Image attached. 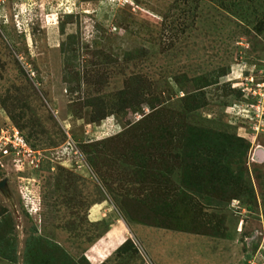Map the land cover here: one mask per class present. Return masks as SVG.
Wrapping results in <instances>:
<instances>
[{
	"label": "rangeland",
	"instance_id": "374dc122",
	"mask_svg": "<svg viewBox=\"0 0 264 264\" xmlns=\"http://www.w3.org/2000/svg\"><path fill=\"white\" fill-rule=\"evenodd\" d=\"M13 129L0 264H264V0H0Z\"/></svg>",
	"mask_w": 264,
	"mask_h": 264
},
{
	"label": "built area",
	"instance_id": "2783aa9c",
	"mask_svg": "<svg viewBox=\"0 0 264 264\" xmlns=\"http://www.w3.org/2000/svg\"><path fill=\"white\" fill-rule=\"evenodd\" d=\"M0 135L3 139V141H0L1 155H11L13 156L11 157L12 159L17 158V161L21 162V166L27 165L28 163L34 164L39 160V157L33 153L32 147L18 130L13 129L10 133L2 132Z\"/></svg>",
	"mask_w": 264,
	"mask_h": 264
},
{
	"label": "water",
	"instance_id": "95a60500",
	"mask_svg": "<svg viewBox=\"0 0 264 264\" xmlns=\"http://www.w3.org/2000/svg\"><path fill=\"white\" fill-rule=\"evenodd\" d=\"M4 183H5V181H2V182L0 183V186L2 187Z\"/></svg>",
	"mask_w": 264,
	"mask_h": 264
},
{
	"label": "crops",
	"instance_id": "0c3cea01",
	"mask_svg": "<svg viewBox=\"0 0 264 264\" xmlns=\"http://www.w3.org/2000/svg\"><path fill=\"white\" fill-rule=\"evenodd\" d=\"M108 243H109V241H108ZM107 244V243H106ZM103 250V249H102Z\"/></svg>",
	"mask_w": 264,
	"mask_h": 264
}]
</instances>
